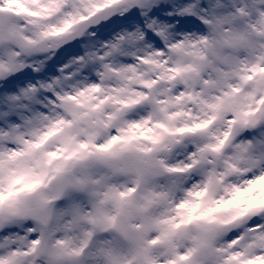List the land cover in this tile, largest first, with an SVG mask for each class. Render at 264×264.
I'll return each instance as SVG.
<instances>
[{"label": "snow or ice", "instance_id": "1", "mask_svg": "<svg viewBox=\"0 0 264 264\" xmlns=\"http://www.w3.org/2000/svg\"><path fill=\"white\" fill-rule=\"evenodd\" d=\"M0 264H264V0H0Z\"/></svg>", "mask_w": 264, "mask_h": 264}]
</instances>
